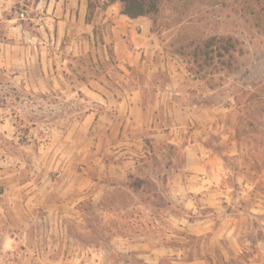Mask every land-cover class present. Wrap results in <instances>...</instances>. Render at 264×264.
<instances>
[{"label": "crops", "instance_id": "obj_1", "mask_svg": "<svg viewBox=\"0 0 264 264\" xmlns=\"http://www.w3.org/2000/svg\"><path fill=\"white\" fill-rule=\"evenodd\" d=\"M99 25H108L100 36ZM151 28L147 17L124 16L110 0H0V76L23 93L17 105L6 97L0 106V264L63 262L59 248L66 244L49 234L63 231L82 202L100 204L141 174L155 154L150 144L182 152V169L168 153L167 184L186 213H233L226 245L239 257L250 253L240 240L246 224L260 236L240 260L264 264V189L258 187L264 171H254L257 163L264 167V157L255 158L264 146L231 123L233 104L207 103L206 95L190 91L184 81L195 78L171 58L153 62ZM99 47L106 55L111 50L122 78L79 76L82 60L96 69ZM146 66L168 80L156 83L152 98L148 85L131 76ZM38 101L55 104L41 113L56 122L28 120L24 108ZM209 222L200 220L204 228ZM166 254L158 249L144 257L158 262ZM235 259L218 255L202 264Z\"/></svg>", "mask_w": 264, "mask_h": 264}, {"label": "rangeland", "instance_id": "obj_2", "mask_svg": "<svg viewBox=\"0 0 264 264\" xmlns=\"http://www.w3.org/2000/svg\"><path fill=\"white\" fill-rule=\"evenodd\" d=\"M261 18L264 20V15ZM148 19L152 23V45L158 50L157 55H153V62L162 57L166 61L171 58V64L176 68L181 66L179 68L195 78L196 83L184 81L187 88L191 87L190 91L206 95L204 101L207 103L233 104L236 114L231 123L245 137L264 146V25L258 27L252 18L243 14L242 7L235 0H164L161 13L154 19L155 24L154 20ZM106 30L108 25H99L98 36ZM215 36L237 42L234 62L230 69L202 80L191 70L188 60L175 51L193 40ZM97 59L95 70L87 69L92 65L89 59L80 62L79 76L97 75L114 82L122 78V71L114 65L110 49L106 55L99 47ZM148 69L149 66L145 70L136 68L131 76L148 85L146 93L152 98L157 93L156 83L165 82L167 76H151ZM210 91L216 93L210 95ZM20 96L23 93L10 87L8 78L0 76V106L4 105L6 97H12L11 104L17 105L14 102ZM52 105L55 104L47 107L38 101L23 111L31 122H56L52 118H43L46 115L41 113L46 108L54 110ZM150 146L154 157L137 175L148 180L149 184L139 194L125 187L120 188L118 196L106 206L86 200L80 204L78 214L65 218L63 231L59 229L53 235L49 234V238L58 237L66 244L59 248V255L64 252L63 262L59 264H202V261L213 262L218 255L235 257L236 264H243L240 257L246 260L252 254L249 242L260 235L250 232L246 224L241 225L240 234L243 235L240 240L250 253L239 257L230 244L226 245L231 238L228 229H231L235 217L233 213L211 214L213 210H206L203 216L188 215L184 200L176 198L173 188L167 184L172 175L169 160L175 159V168L182 169V152L178 148L171 152L164 144ZM262 157L264 155H256L255 158ZM254 171L261 173L264 167L257 163ZM263 186L264 183L258 185L260 189H264ZM202 218L210 220L205 228L200 223ZM218 241L221 246L217 245ZM158 249L167 253L160 261L144 257ZM49 250L50 254L57 252L54 247Z\"/></svg>", "mask_w": 264, "mask_h": 264}, {"label": "trees", "instance_id": "obj_3", "mask_svg": "<svg viewBox=\"0 0 264 264\" xmlns=\"http://www.w3.org/2000/svg\"><path fill=\"white\" fill-rule=\"evenodd\" d=\"M164 0H110V3L121 5V14L131 19L147 17L154 20L162 11ZM242 7V12L252 18L258 27H263L264 0H235ZM155 24V20H154ZM237 51V42L231 38L211 37L201 40H193L176 49V53L188 60L191 70L202 80L213 77L230 69ZM113 59V56H112ZM83 62V60H82ZM114 64L116 62L114 61ZM172 152L176 148L167 146ZM149 182L135 176H130L126 187L135 194H139ZM120 193L118 188L111 197L102 201L99 206H106Z\"/></svg>", "mask_w": 264, "mask_h": 264}, {"label": "built area", "instance_id": "obj_4", "mask_svg": "<svg viewBox=\"0 0 264 264\" xmlns=\"http://www.w3.org/2000/svg\"><path fill=\"white\" fill-rule=\"evenodd\" d=\"M21 17H24V15H21Z\"/></svg>", "mask_w": 264, "mask_h": 264}]
</instances>
